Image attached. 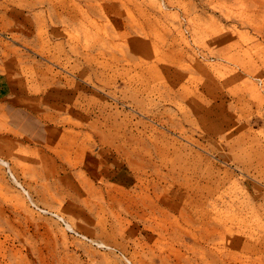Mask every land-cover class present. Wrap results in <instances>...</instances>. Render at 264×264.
Segmentation results:
<instances>
[{
  "label": "rangeland",
  "instance_id": "rangeland-1",
  "mask_svg": "<svg viewBox=\"0 0 264 264\" xmlns=\"http://www.w3.org/2000/svg\"><path fill=\"white\" fill-rule=\"evenodd\" d=\"M63 3L70 6L0 0V264H264V13L249 0H121L120 12L144 28L128 38L148 39L156 66L130 67L136 95L118 69L101 84L73 53L80 16L70 19ZM195 53L202 69L176 80L166 61L187 64ZM201 113L204 132L221 142L191 135ZM70 138L91 147L85 163L93 172L125 189L134 165L168 179L173 215L153 205L162 222L147 224L125 209L141 208L138 196L114 205L73 192L80 178L56 152ZM251 210L261 225L257 242L239 229ZM102 226L123 248L98 244Z\"/></svg>",
  "mask_w": 264,
  "mask_h": 264
},
{
  "label": "bare ground",
  "instance_id": "bare-ground-1",
  "mask_svg": "<svg viewBox=\"0 0 264 264\" xmlns=\"http://www.w3.org/2000/svg\"><path fill=\"white\" fill-rule=\"evenodd\" d=\"M120 1L121 0H83L82 2H77L75 0H70L71 7L66 6V4L63 3L64 5H62V11L66 12L70 9V12H66L67 15H69L70 19L72 18V13L80 16V18H76V20L72 22V41L75 45L74 47H72V50L74 51L73 53L83 59L86 67L92 68V74L98 79L99 82H101V84L104 83V80L108 81V73L118 69L123 80V88L126 89V91L133 92L137 95V93L141 92V89L139 84H136L133 80V77L130 75V72L134 71L130 67L137 62H139L142 66L149 70L155 69L156 66L154 64V61L150 57L151 50H148V48H150L149 40H144L142 38H128V35L130 34L142 33L144 28L138 22L136 23V21L126 13V10H124L125 12H120V9H118L116 5ZM249 2L255 7L260 8L256 10L264 13L263 0H249ZM58 8L59 7L54 5L53 7H51V10H53V12L61 10L60 8ZM109 14H112L114 16H110ZM124 16L128 18V20L124 21ZM111 17H113L114 20H112ZM145 22L148 23H146L148 32L151 34L154 33V27L151 23H149V18L146 19ZM121 24H124V30L120 31L119 29L121 28ZM261 29H263V27H261ZM120 41H124V44H120ZM209 55H212V53ZM171 59V62H169L168 60L166 62L167 64H170L172 68H175L176 80H186L191 73H197L198 70L202 69V66L196 63L197 61H200L198 54L196 53L192 56L189 55L188 59H191L192 61L187 64L176 57L171 56ZM164 60V54H162L160 58L156 59L157 62L162 63L164 62ZM120 67H122V69ZM166 69L169 70L167 67ZM119 73L113 74H117V76H120ZM92 74L89 73V75H87L88 80L92 79ZM261 77H264V73L261 74ZM108 83L110 84V81H108ZM203 116L204 114L201 113L200 118H197L198 120H192V122H190L189 124V131H192L191 135L194 136L195 133L199 134L201 140H205L209 137L208 133L204 132L207 130V128L205 126L204 119L202 118ZM187 132L188 131L185 127H181L179 130V134L181 135H184ZM143 134H145V132H140L138 136L141 137ZM59 136L62 138L61 134ZM67 139H65V141L60 146L56 147L63 148V150L65 151L60 152L56 149V152L64 161V163L62 164L63 169L71 172L74 175H78V177L80 178L79 183H72L73 192H80L84 197L96 199V201H98L99 198L105 195L104 198L106 197L108 200H111L114 205H123V200L121 199L125 194H129L132 197L138 196L141 198V200L138 201L141 202V208L137 207V209H135V207L133 206H127L130 208L125 209L129 210L132 216H135L141 221H145L147 224H151L152 222L156 221L162 222L161 217L157 215V213H160V210L154 211L153 205L158 209H160V207L164 205V208L161 210H163L165 214H171L170 216L173 215L171 210L173 211L174 209L170 207L172 204L171 201L169 200V198H167L166 201L164 200L166 190L170 186L168 185V179L166 180V183L164 182L163 178L162 182H160L159 174L158 179H151L153 174H149L145 169L139 168V165H134L135 167L132 166L133 162L131 161L132 170L134 171V173H136V175L134 174L133 177L129 178L128 181L125 182L127 184V187H129L128 189H125L122 183L108 180L106 176L102 174L98 175L97 173L93 172L90 167L87 166V164L85 163V159L87 157L86 152L87 150H91L90 146H87L83 143L81 145H76V143H72V138H70L69 140ZM208 139H211L209 141H212V143H215V141H217V143L221 142L220 139L213 140L210 137ZM197 143L199 146L206 147L203 142ZM74 147L78 148L75 156L72 155V149ZM121 153L123 152H119L118 150L117 154ZM126 154V158H128L129 154ZM119 156L123 157L124 155ZM73 157L75 164L72 163ZM131 157L132 155L130 156V159ZM72 165L74 169H72ZM76 165H79V168H76ZM137 173L139 174V177L143 176L145 178L144 175H147L148 179L146 178L142 180L140 178L139 182L135 177L137 176ZM81 175L88 176V178L82 177ZM158 191L161 192L158 193ZM144 195L148 196L146 200L149 203L143 200ZM181 196L183 204H186L189 200L187 197L188 195H186L185 193H181ZM158 201H160V203ZM240 206L238 207L240 208ZM176 211H178V209H176ZM250 213L251 216L249 217H243V215L241 214V218H239V229L241 230V233L244 235V238L247 241L257 242L258 240H261V237L263 238V236L257 231V229L261 225L259 223V219L256 217L257 212L255 210H251ZM194 214L197 218L196 212ZM184 215L185 212H179L180 219H184ZM255 217L256 220H254ZM115 221L120 220L115 218ZM106 229L107 228L105 226H102L100 228V237H102V239L97 240L98 244H100L102 247L110 249L123 248V243L119 241L115 236L110 235L107 232H103V230ZM92 236L97 237L94 234Z\"/></svg>",
  "mask_w": 264,
  "mask_h": 264
}]
</instances>
